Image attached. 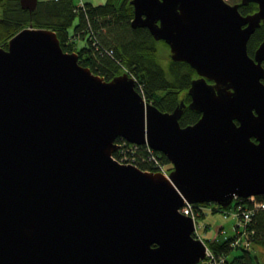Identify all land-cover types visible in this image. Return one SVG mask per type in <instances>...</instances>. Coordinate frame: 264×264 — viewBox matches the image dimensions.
I'll return each instance as SVG.
<instances>
[{"label":"water","instance_id":"1","mask_svg":"<svg viewBox=\"0 0 264 264\" xmlns=\"http://www.w3.org/2000/svg\"><path fill=\"white\" fill-rule=\"evenodd\" d=\"M131 2L132 24L196 69L201 117L182 125L184 101L162 110L128 72L81 64L54 29H20L0 45V264H198L207 245L185 201L264 195V39L248 49L264 0ZM118 137L166 155L171 178L116 160Z\"/></svg>","mask_w":264,"mask_h":264},{"label":"trees","instance_id":"2","mask_svg":"<svg viewBox=\"0 0 264 264\" xmlns=\"http://www.w3.org/2000/svg\"><path fill=\"white\" fill-rule=\"evenodd\" d=\"M0 7V45L7 47L12 36L30 25L54 29L64 50L77 51L79 62L105 79L110 80L128 71L140 82V86L136 87L145 99L160 109L172 111L184 101L180 117L182 125L194 123L201 117L200 111L190 107L192 97L188 92L192 81L198 77L196 69L187 61L172 58L168 60L167 69L163 66L159 41L167 46L168 43L156 40L148 27L132 24L134 6L131 0H106L97 5L87 1L84 6L75 0H39L34 10L23 8L20 0H0ZM240 10L244 14L253 13L258 10V4L253 1L240 4ZM82 39L87 42L79 46ZM263 39L264 23L249 39L248 49L252 55ZM141 149L143 154L145 147ZM162 155L163 159L168 160L166 155ZM258 197L262 199L264 195ZM243 201L249 202L248 199ZM206 204L197 203L196 207L203 211L202 206ZM238 204L236 199L235 209ZM249 205L253 207V204ZM221 207L216 204L213 210H220ZM248 227L255 231L252 241L264 244V208L254 210ZM233 237L225 241L210 240L209 247L216 253L227 255L225 264H253L250 250L247 249L233 258L228 257Z\"/></svg>","mask_w":264,"mask_h":264},{"label":"built area","instance_id":"3","mask_svg":"<svg viewBox=\"0 0 264 264\" xmlns=\"http://www.w3.org/2000/svg\"><path fill=\"white\" fill-rule=\"evenodd\" d=\"M80 6H84V2H81ZM128 73L135 79L136 85L140 86V82L135 78V76L130 72ZM117 139L115 141L117 144V149L113 153V157L116 160L122 163L134 164L145 170L159 171L162 172L166 177L171 178V173L174 168L173 164L170 161L163 159V153L154 149L148 142L141 144L130 142L123 137H119ZM141 147H145V152H143V154ZM248 198L249 202L243 201ZM236 199L239 201V204L235 209V213L239 218V224L237 225V234L231 241V246H242L244 249H250L251 244L253 243L251 237L255 231L254 229H250L248 226L252 220L254 210L258 208H264V198L259 199L256 198V195H251L247 198L237 197ZM250 203L253 204V207L249 205ZM196 206L197 204L186 200L185 204L180 208V210L194 218V233L196 236L202 238L200 234L198 235V228L200 225L197 222V216L200 214V210H198ZM226 258L227 255L225 253H216L214 250L207 247L206 256L201 261L202 264H225Z\"/></svg>","mask_w":264,"mask_h":264},{"label":"rangeland","instance_id":"4","mask_svg":"<svg viewBox=\"0 0 264 264\" xmlns=\"http://www.w3.org/2000/svg\"><path fill=\"white\" fill-rule=\"evenodd\" d=\"M91 1L95 5L101 4L106 2V0H85ZM231 1V0H228ZM77 4L81 2V0H75ZM1 7H0V14H1ZM77 21V20H76ZM73 30V27H71ZM87 40L82 39L79 41V46L84 45ZM167 43V42H166ZM159 48H160V55L162 57V64L167 69L168 67V60L171 58V48L170 45L168 46L159 41ZM256 198H259L256 195ZM235 201H233V205L231 208L226 210H217L214 211L213 207L216 206V202H207L206 206L202 207L203 211H199V215L197 216V222L200 225L198 228V235L200 234L203 239L210 243V240L214 239L215 236L218 234V239L221 241H225L229 237L235 236L237 234V225L239 224V218L235 213ZM249 201V198H248ZM222 227V231H218V227ZM207 227V230H206ZM210 239V240H209ZM245 239V238H244ZM244 252V247H232L228 252V257L233 258ZM250 254L252 256L253 264H264V244L259 242H253L250 247ZM202 264V262L198 263Z\"/></svg>","mask_w":264,"mask_h":264},{"label":"crops","instance_id":"5","mask_svg":"<svg viewBox=\"0 0 264 264\" xmlns=\"http://www.w3.org/2000/svg\"><path fill=\"white\" fill-rule=\"evenodd\" d=\"M81 2H87V1H85V0H81ZM81 2H80V3H81ZM89 2H91V1H89ZM80 3H79V4H80ZM206 230H207V227H206ZM222 230H223V228L220 226V227H218V231H217V232L222 231ZM215 238L218 239V234L215 236ZM215 238H214V239H215ZM214 239H212V240H214ZM209 240H210V239H209ZM219 240H220V239H219ZM206 242H207V241H206Z\"/></svg>","mask_w":264,"mask_h":264}]
</instances>
